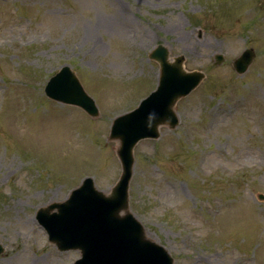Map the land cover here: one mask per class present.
<instances>
[{"label": "rangeland", "instance_id": "obj_1", "mask_svg": "<svg viewBox=\"0 0 264 264\" xmlns=\"http://www.w3.org/2000/svg\"><path fill=\"white\" fill-rule=\"evenodd\" d=\"M158 44L205 77L176 103L175 128L134 146L129 209L173 264H264V0H0V264L79 258L36 212L85 177L110 193V125L155 90ZM64 65L96 117L45 96Z\"/></svg>", "mask_w": 264, "mask_h": 264}, {"label": "water", "instance_id": "obj_2", "mask_svg": "<svg viewBox=\"0 0 264 264\" xmlns=\"http://www.w3.org/2000/svg\"><path fill=\"white\" fill-rule=\"evenodd\" d=\"M254 56L251 48L244 49L232 62L235 72L243 74ZM149 58L159 65L156 89L135 109L112 121L108 138L119 141L115 153L121 173L110 193L97 190L92 178H85L64 201L37 211V220L50 243L59 251H79L80 257L73 264H173L167 250L146 237L143 226L129 210L133 148L140 140L157 139L161 126L175 128L177 101L195 89L205 75L186 71L182 56L169 61V51L163 44H158ZM222 60L217 55L214 64ZM44 92L49 99L79 106L91 117L98 114L94 101L68 66L49 79Z\"/></svg>", "mask_w": 264, "mask_h": 264}]
</instances>
